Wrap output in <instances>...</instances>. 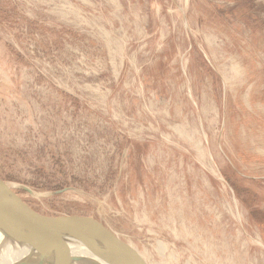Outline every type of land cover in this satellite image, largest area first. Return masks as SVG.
Listing matches in <instances>:
<instances>
[{"label":"rangeland","instance_id":"obj_1","mask_svg":"<svg viewBox=\"0 0 264 264\" xmlns=\"http://www.w3.org/2000/svg\"><path fill=\"white\" fill-rule=\"evenodd\" d=\"M0 178L146 264H264V0H0Z\"/></svg>","mask_w":264,"mask_h":264},{"label":"water","instance_id":"obj_2","mask_svg":"<svg viewBox=\"0 0 264 264\" xmlns=\"http://www.w3.org/2000/svg\"><path fill=\"white\" fill-rule=\"evenodd\" d=\"M13 187L0 178L3 243L14 241L26 250L23 257L10 264H146L131 248L96 230L37 212ZM21 188L33 194L29 188ZM71 246L83 252L73 253Z\"/></svg>","mask_w":264,"mask_h":264},{"label":"bare ground","instance_id":"obj_3","mask_svg":"<svg viewBox=\"0 0 264 264\" xmlns=\"http://www.w3.org/2000/svg\"><path fill=\"white\" fill-rule=\"evenodd\" d=\"M2 238L3 236L0 232V264H10L25 255L26 250L21 248L19 243L14 241L3 243ZM70 248L73 253L83 252L82 249L78 247L71 246Z\"/></svg>","mask_w":264,"mask_h":264}]
</instances>
